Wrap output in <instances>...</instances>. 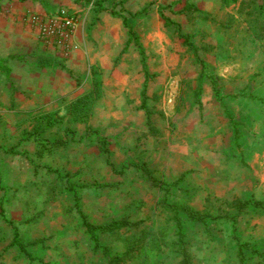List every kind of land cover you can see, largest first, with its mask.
I'll return each instance as SVG.
<instances>
[{"label":"rangeland","instance_id":"obj_1","mask_svg":"<svg viewBox=\"0 0 264 264\" xmlns=\"http://www.w3.org/2000/svg\"><path fill=\"white\" fill-rule=\"evenodd\" d=\"M193 7L213 19L189 21L183 11ZM238 8L222 0H0V60L11 70L8 79L0 73V264H31L26 253L32 264H107L68 183L91 224H135L98 233L122 264H180L177 215L191 264H240L234 236L258 251H245L246 264H264V210L237 208L264 201V143L244 129L239 100L264 80V41L235 55L245 27ZM62 11L74 19L73 35L50 44L40 25ZM119 16L146 54L145 108L140 55L134 44L122 53L128 33ZM179 31L207 65L201 107V66ZM212 81L239 124L236 156ZM131 163H145L161 183L184 176L166 194ZM180 208L204 213L207 224ZM15 230L24 250L13 244Z\"/></svg>","mask_w":264,"mask_h":264},{"label":"trees","instance_id":"obj_2","mask_svg":"<svg viewBox=\"0 0 264 264\" xmlns=\"http://www.w3.org/2000/svg\"><path fill=\"white\" fill-rule=\"evenodd\" d=\"M222 2L227 5L239 4L237 13H240V18L242 20H245V27L240 32L241 38L236 43L233 50L235 51V55L242 56L250 45L264 41V0H222ZM183 13L188 18V20L192 22H195V20L197 19L203 21L213 19L212 14L197 10L194 7L185 9ZM244 16H246V19H243ZM119 18H121L122 24L128 33V40L125 43V47L122 50V53H124L131 44H134L140 55V64L145 77L141 97H142V106L143 108H145L148 100L146 94V88H147L148 78L150 76L148 71V66L146 63V54L140 42L138 34L136 33L133 26L129 23L128 19L124 16H119ZM233 19L234 17H231V20ZM179 34L180 37L183 39V43L185 44L187 49L192 52L197 62H199L201 66V73L199 75V80H198L199 88L194 91V102L196 105L201 107L203 103L201 97L203 92L201 84H203L204 81L208 80L206 79L207 65L199 58L198 50L191 41L190 37L187 35H183L181 31H179ZM0 73H2L7 79L11 74V70L9 67H7V63L5 62V60H0ZM256 86H257L256 89L250 94L247 95L241 94V96H239V100L241 105V112L245 113L248 118V120L243 124L244 129L247 132H249L255 138V140L264 143V80L262 81L260 79L256 84ZM211 91L213 98L223 107L228 120L232 124L233 140H232V146H231L232 150L230 152V156H236L237 155L236 152H238V150L242 151L241 142H240L242 134L239 130V124L233 119V115L226 108L223 102V98L220 96L219 90L216 87L214 81H212ZM99 143L101 148L103 149V153L108 157L109 151L106 148H104V143L102 142V140H100ZM129 167H132L135 170L140 171L148 179V182L149 184H151V186L162 189L166 194H168L169 190L172 187H178V185L180 184V180L184 176L181 175V177L173 184L161 183L153 176V172L151 171V169H149V167L145 163H141V164L131 163ZM126 168L127 167L124 166L122 168L121 173ZM68 187L74 193L75 209H77L78 213L80 214L82 227L84 228L85 233L88 234L89 238L91 239L94 250L102 251L103 258L107 261V264H122V261H124L123 257L113 255L108 247L101 246L98 233L116 235L119 234L121 231L125 230L126 228L134 226L135 224H132L130 221L124 218L120 220H114L107 225L97 226L91 224L87 220V217L81 211V199L78 192L75 190L74 186L71 183H68ZM237 202H238L237 208H239L240 211L250 206L264 210L263 200L254 201L250 199L243 202L242 201H237ZM180 209L185 213V215L187 216L186 218L189 221L193 223L207 224L206 221L207 215H205L204 213L200 214L190 208L189 209L180 208ZM5 221L10 223L6 219ZM176 227H177L176 235L178 237L177 240L178 243H180L182 246L181 252L183 259L180 264H191L190 256L185 250L183 245L185 243V231H184L183 220H181L178 215L176 217ZM234 239L237 242L236 244L238 247V259L240 264H246L245 251H251L254 254H258V251L255 248H253L250 244L240 243V239L238 236H234ZM13 244L17 245L20 249L24 250V247L18 242V234L16 230L13 238ZM26 255L32 264L35 261V259L29 253H26ZM262 259L264 260V255H262Z\"/></svg>","mask_w":264,"mask_h":264},{"label":"built area","instance_id":"obj_3","mask_svg":"<svg viewBox=\"0 0 264 264\" xmlns=\"http://www.w3.org/2000/svg\"><path fill=\"white\" fill-rule=\"evenodd\" d=\"M74 27V19L62 11L52 21L42 23L40 33L50 44L66 45L73 35Z\"/></svg>","mask_w":264,"mask_h":264},{"label":"crops","instance_id":"obj_4","mask_svg":"<svg viewBox=\"0 0 264 264\" xmlns=\"http://www.w3.org/2000/svg\"><path fill=\"white\" fill-rule=\"evenodd\" d=\"M213 98V97H212ZM211 98V99H212ZM214 99V98H213ZM215 100V99H214ZM215 103L217 104V105H219L220 107H222L216 100H215ZM222 109H223V107H222ZM229 110V109H228ZM223 111H224V109H223ZM232 131H233V129H232ZM206 149V148H205Z\"/></svg>","mask_w":264,"mask_h":264}]
</instances>
